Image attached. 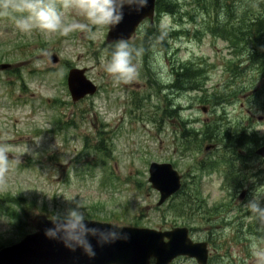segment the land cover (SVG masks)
Segmentation results:
<instances>
[{
  "label": "rangeland",
  "instance_id": "rangeland-1",
  "mask_svg": "<svg viewBox=\"0 0 264 264\" xmlns=\"http://www.w3.org/2000/svg\"><path fill=\"white\" fill-rule=\"evenodd\" d=\"M63 2L55 0L65 23H88ZM180 3L182 15L165 14L160 21L167 18L165 28L175 36L167 45L150 40L137 78L127 84L103 68L102 58H110L108 26H89L95 39L81 30L25 33L15 25L21 13L0 14V64H13L12 70H0V150L7 157V171L0 172V244L34 232L37 214L52 217L84 205L80 210L89 219L122 226H186L195 241L210 238L214 264H255L252 239L264 246V221L249 210V201L264 200V158L252 156L255 143L246 142L241 158L223 155L221 145L209 151L195 142L180 146L183 123L201 131L220 115L234 137L241 130L256 132L263 143L264 100L249 90L261 87L263 79L253 84L254 66L231 69L229 63L238 64L242 54H236L237 44L206 31L209 17L195 0ZM148 24L127 41L132 48L143 50ZM54 54L57 63L50 60ZM190 61L206 68V101L205 91L171 87L175 67ZM72 67L87 69L99 87L95 95L72 100L66 78ZM217 89L235 95L213 107ZM215 160L217 168L200 166ZM153 161L170 162L183 175L180 194L161 207L149 182ZM172 264L197 263L181 257Z\"/></svg>",
  "mask_w": 264,
  "mask_h": 264
},
{
  "label": "water",
  "instance_id": "water-1",
  "mask_svg": "<svg viewBox=\"0 0 264 264\" xmlns=\"http://www.w3.org/2000/svg\"><path fill=\"white\" fill-rule=\"evenodd\" d=\"M156 1L148 0V5L142 11L125 8L123 21L115 26H109L107 43H115L121 38L126 41L136 33L141 23L150 19L154 21ZM53 63L59 61L57 55L51 56ZM12 65L2 63L0 69H8ZM68 86L75 102L87 95H94L98 86L87 77L86 68L74 67L68 74ZM206 111V108H204ZM214 145L205 147L209 151ZM256 153L264 158V144ZM149 182L160 193L158 205H162L182 187L183 175L169 162H152L149 169ZM246 191L240 195L243 199ZM47 214H37L32 219L35 232L27 234L17 243L0 248V264H170L181 256L196 259L198 264H207L209 248L206 241H194L188 227L180 226L169 230H159L149 227L122 226L127 239L115 243L97 245L95 238H90L95 246L96 256L89 259L81 250L75 252L65 248L56 240L48 239L44 230L51 226ZM89 226L111 227L112 223L98 220Z\"/></svg>",
  "mask_w": 264,
  "mask_h": 264
},
{
  "label": "clouds",
  "instance_id": "clouds-1",
  "mask_svg": "<svg viewBox=\"0 0 264 264\" xmlns=\"http://www.w3.org/2000/svg\"><path fill=\"white\" fill-rule=\"evenodd\" d=\"M148 5V0H64L62 7L74 8L83 16L87 24L73 21L65 23L63 13L58 9L55 0H0V14H8L9 10L21 13L15 17V25L21 32H30L33 28L42 33L60 31L67 35L70 31H87L89 38L95 39V33L89 26L119 25L125 15V8L133 11H142ZM165 18L162 27L167 26ZM143 50L134 49L121 38L115 42L110 58L105 62L102 58L104 71L117 82L130 83L138 76V65L142 61ZM135 60V62H134ZM0 150V172L7 171V157ZM264 200L249 201V210L257 218L264 221ZM84 205L69 208L63 213H56L48 217L51 226L44 230V235L51 240H56L70 251L81 250L89 259L96 256L95 246L90 238H95L97 245L103 247L115 243L120 239H127V234L120 224H111V227L89 226L87 212L81 211ZM250 255L255 264H264V246L252 239Z\"/></svg>",
  "mask_w": 264,
  "mask_h": 264
},
{
  "label": "trees",
  "instance_id": "trees-1",
  "mask_svg": "<svg viewBox=\"0 0 264 264\" xmlns=\"http://www.w3.org/2000/svg\"><path fill=\"white\" fill-rule=\"evenodd\" d=\"M195 1L196 9L202 13L203 17H206V15L209 17V20L205 22L206 26H204L206 31L231 42L235 46L237 44L238 51L236 54L242 53L238 64L232 61L229 63V67L231 69L240 67L241 72L252 66L257 68V77L254 79L253 84L258 82L259 78L263 79V83L261 87L257 88L255 84L249 90L254 93L255 98L264 100V0ZM182 12L180 0H157L155 22L153 24L149 22L146 28V37L143 42L144 57H146L147 52H150L147 46L150 40L153 44L167 45V39L175 36V32H169L168 28L162 27L160 22L162 16L165 14L176 15L178 13L182 15ZM189 17L190 19H195L192 14ZM113 46L109 47V54H111ZM174 75L176 77L171 87L185 91H205L203 101H206L207 96H210L208 90L205 89L206 68L202 64L191 61L182 62L175 67ZM215 92H219V94L217 98L214 95L211 97L213 107L227 102L231 95H235L234 93L222 92L220 89ZM224 117V115H220L215 121L204 124V128L201 131L192 128L191 125L188 126L187 122L183 123L184 130L182 131L183 137L180 147L184 146L183 142H185V146L195 142L198 144L199 150H201L202 146L215 144L222 146L220 148L221 151L223 150V155L229 151L236 156H241L239 155V149H245L246 142L251 141L255 143L252 147V152L254 153L255 148L261 145L258 142L260 138H257V133L241 130L239 135L234 137L230 125L224 122ZM96 149L102 150L99 145ZM100 153L108 155L105 150L100 151ZM227 158L229 159L228 156ZM219 165L220 162L216 160L200 164L201 168L205 169L209 167L217 168ZM15 201L18 200L15 199ZM2 245L1 243L0 246Z\"/></svg>",
  "mask_w": 264,
  "mask_h": 264
},
{
  "label": "flooded vegetation",
  "instance_id": "flooded-vegetation-1",
  "mask_svg": "<svg viewBox=\"0 0 264 264\" xmlns=\"http://www.w3.org/2000/svg\"><path fill=\"white\" fill-rule=\"evenodd\" d=\"M242 151H244V149H239V154H242ZM234 157H236L235 155H234ZM210 238H208V240H209ZM207 240V242H208V247H209V251H210V253H209V259H208V264H214L213 263V261L215 260V257H214V254L212 255V242H210V240L208 241ZM175 261H177V260H175ZM174 261V262H175ZM243 262H245V260H243Z\"/></svg>",
  "mask_w": 264,
  "mask_h": 264
}]
</instances>
